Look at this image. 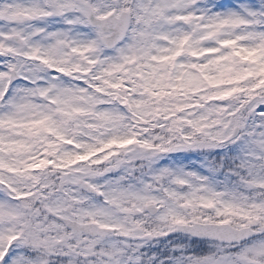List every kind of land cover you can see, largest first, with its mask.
I'll list each match as a JSON object with an SVG mask.
<instances>
[{
  "label": "snow or ice",
  "instance_id": "6c2138e0",
  "mask_svg": "<svg viewBox=\"0 0 264 264\" xmlns=\"http://www.w3.org/2000/svg\"><path fill=\"white\" fill-rule=\"evenodd\" d=\"M0 264H264V0H0Z\"/></svg>",
  "mask_w": 264,
  "mask_h": 264
}]
</instances>
